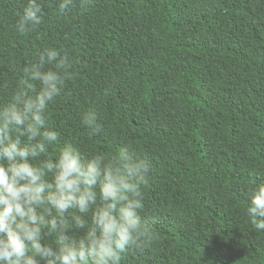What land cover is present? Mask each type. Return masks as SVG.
Instances as JSON below:
<instances>
[{"label":"trees","instance_id":"obj_1","mask_svg":"<svg viewBox=\"0 0 264 264\" xmlns=\"http://www.w3.org/2000/svg\"><path fill=\"white\" fill-rule=\"evenodd\" d=\"M25 3L0 0V84L37 49L70 51L50 124L85 153L128 146L152 163L141 215L155 243L124 264H264L246 213L264 180V0H76L66 13L41 0L44 23L20 36ZM92 110L95 135L81 125Z\"/></svg>","mask_w":264,"mask_h":264},{"label":"clouds","instance_id":"obj_2","mask_svg":"<svg viewBox=\"0 0 264 264\" xmlns=\"http://www.w3.org/2000/svg\"><path fill=\"white\" fill-rule=\"evenodd\" d=\"M91 0H79L86 9ZM76 0H58L61 13ZM44 23L41 0H26L14 30L29 36ZM18 78L0 84V264H124L155 241L142 217L153 166L128 146L85 153L50 124L52 108L74 77L70 51L44 47ZM18 61L9 58L16 71ZM10 90V94H9ZM98 113L81 115L95 135ZM58 149V150H57ZM246 213L264 232V180L248 191Z\"/></svg>","mask_w":264,"mask_h":264}]
</instances>
